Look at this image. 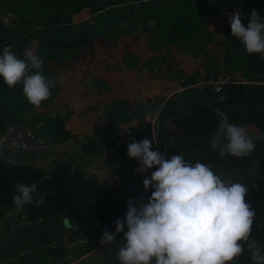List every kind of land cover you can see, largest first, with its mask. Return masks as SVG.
<instances>
[{
  "label": "trees",
  "instance_id": "16d2710c",
  "mask_svg": "<svg viewBox=\"0 0 264 264\" xmlns=\"http://www.w3.org/2000/svg\"><path fill=\"white\" fill-rule=\"evenodd\" d=\"M0 5H5L13 14L10 24L20 23L24 28L22 36L9 39L0 44V48L11 45L22 58L26 46L37 40L36 54L43 59V74L55 83L51 96L38 106L50 103L58 92V83L49 64L74 58L92 38L102 37L110 46H116L122 33L134 34L145 28L151 47L187 38L190 48L200 49L213 46L218 37L211 28L213 15L239 8L246 26L253 8L264 16V0H0ZM83 9L88 11V17L75 21L73 16ZM221 34L239 48L237 69L247 79H253L256 74L264 75V57L248 53L241 41L232 36L230 23L222 26ZM123 61L126 66L133 67L139 56L126 53ZM155 62L154 57L147 61L149 64ZM35 70L29 66V72ZM184 76L186 72L181 71L172 77ZM221 76L217 73L215 79ZM82 83L96 85L102 90L109 88L105 79L92 74L85 76ZM205 98L224 119L236 124H252L264 134V83L225 81L222 90L216 91L214 83L208 82ZM38 106L29 103L22 83L10 87L0 77V135L8 124L23 120L27 109ZM154 109L155 106L141 107L135 112L125 100H112L103 109L107 124L83 136L81 151L99 157L105 148L114 149L121 138L137 130V126L127 123L140 118L143 131L135 138L137 141L144 137L154 138L153 149L156 143L160 144L167 150L168 157L181 153L189 162L199 159L212 165L216 173L227 170L244 177L249 188L246 200L256 211L253 236L264 239V136L253 138L256 148L249 156L221 157L208 143L215 135L217 123L206 127L193 114L171 117V106L166 102L158 111L153 132L150 121L143 117ZM28 124L36 135L52 143L78 137L65 128L63 116L46 118L38 114L31 117ZM127 145L122 150L121 161L127 154ZM115 151L119 153L121 149ZM246 169L255 173H245ZM16 182L37 184L31 203L22 207L14 203ZM41 197L42 201L37 203ZM127 201L119 189L99 183L78 161L65 154L51 158L42 167L0 156V217L11 209H18L17 217L22 220L8 231L6 247L0 249V264H46L47 259H50L49 264H66L68 245H80V251L86 253L98 245L97 239L104 229L115 231L116 219L126 214ZM66 219L71 221L72 227L66 225ZM237 264H248V254L238 259Z\"/></svg>",
  "mask_w": 264,
  "mask_h": 264
},
{
  "label": "clouds",
  "instance_id": "9594fccd",
  "mask_svg": "<svg viewBox=\"0 0 264 264\" xmlns=\"http://www.w3.org/2000/svg\"><path fill=\"white\" fill-rule=\"evenodd\" d=\"M244 19L239 10L229 13L232 36L248 53L264 57V16L253 8L247 26ZM29 66L36 70L29 72ZM42 68V57L31 48L22 58L11 45L0 48V77L10 87L22 83L25 97L37 106L55 86ZM154 142L133 137L128 143L127 155L139 161L136 171L150 172L142 181L150 195L129 198L125 216L116 219L114 232L103 230L100 244L110 245L122 233L116 252L120 264H237L245 253L248 264H264V239L253 236L256 211L246 200L248 186L222 178L199 159L189 162L181 153L168 157L166 149H153ZM208 143L221 157H246L256 148L243 124L227 119ZM14 188L18 207L31 203L37 192L36 183L16 182Z\"/></svg>",
  "mask_w": 264,
  "mask_h": 264
},
{
  "label": "crops",
  "instance_id": "0c3cea01",
  "mask_svg": "<svg viewBox=\"0 0 264 264\" xmlns=\"http://www.w3.org/2000/svg\"><path fill=\"white\" fill-rule=\"evenodd\" d=\"M234 10L241 11L239 8H235L232 11L223 10L218 15L226 17ZM4 11L8 12L6 8L2 9V7H0V13ZM214 16L216 15H213L211 20ZM7 23V19L0 18V39L3 42L22 36V32L19 34L16 32L17 29L21 31V28L16 27L14 24L12 25ZM218 40H221V38L216 37V41L213 46L217 45ZM30 44H33L34 51L36 52L37 40L31 41ZM30 44L26 46V49L29 48ZM170 44L173 43L165 42L160 46L163 47ZM145 46L152 48V56L157 58L159 62H165L158 74L155 76L154 74L152 75L151 81H149L148 73L144 74V77H138L134 80L131 73H125L117 78L112 75L111 72L103 70L102 66L90 67L87 65L84 67V61H82L84 54L80 55V57L74 62L70 60L72 58H66L62 62L49 64V68L58 83V92L56 97L48 104L27 109L23 116V120L27 123L31 117L38 114H41L46 118L65 117V128L70 133L78 135V137L69 139L65 142L66 151L64 154L78 161L89 173L93 174L97 178L99 183H108L115 189H119L121 194L127 199H136L141 196L146 197L147 195H150V190L146 191L142 183L145 175H150V172L147 174L137 172L136 169L139 166L138 159L131 158L127 154L123 156V160L121 161L122 150L126 147L127 143L130 142L133 137L136 138L142 133V120L140 118H135L133 121L127 123L129 125L137 126V130L135 132H131V135L128 134L127 136L121 138L120 142L114 149L110 146L105 148L103 154L99 157L89 156L80 149V144L84 135L91 134L97 128L107 124V119L103 114V109L106 104L115 99H123L132 106L135 112H137L141 107L147 109L152 106L150 103L147 104V100L151 94L159 95L155 102L151 101L153 104H159V108L146 113L143 117V120L150 121L153 132L154 125L157 122L158 111L166 102H168L171 106V117L180 115L177 112L178 109L181 110V114L190 113L198 116L206 127L208 126L206 120L208 118L211 119L212 116H217V118L221 121L224 120V117L221 114L211 108L208 100L205 98V84L199 86H187L182 83L185 76L183 78L172 77L173 75H179L181 71H185L186 73L194 72L197 69V61L195 59H192L191 62L188 63L185 59L186 56H188V53L186 52L177 54L174 53V51H169L167 53L164 49L157 50L160 46L151 47L147 42V38ZM187 47L192 49L188 46V44ZM131 52L137 53L140 56L139 49H133ZM165 54H168L167 60L163 59ZM78 62L81 63L80 66L77 65ZM79 69H82L83 71L80 76L77 71ZM90 74L105 79L109 84V88L102 90L96 85H83L82 79ZM61 80H63V83H60ZM218 81H232V78L228 76H221L214 82ZM245 82L264 83V75L256 74L253 79L250 77L248 78V81L245 80ZM149 84H152L151 88L149 87ZM194 88L201 90L205 98L202 100L205 101L207 111L202 109L201 105L196 104L198 100L194 102L195 105L189 103V100H191L190 98L195 100L194 91H191ZM174 100H176L175 104ZM186 101H188L187 105ZM74 104H78L79 106L74 107ZM243 126L248 132L260 134V129L252 124H244ZM217 127H219V124H217L216 129ZM117 148L121 149L119 153L115 151ZM156 148H159L161 152L165 151V149H163V147L158 143H156ZM168 155L169 154L167 152V156ZM0 156L42 167L46 166L51 158H54L57 155L33 153L28 151L13 155L6 145L0 142ZM226 171L227 170H225V172L220 170L218 171V174H220L222 178L226 179V173H228V171ZM247 172L255 173V171L251 169H246L245 173ZM262 178L264 180V175ZM17 213L18 209H11L9 213L0 217V249H4L6 247V232L12 231L18 224L22 223V220L17 217ZM65 223L68 227H72V223L69 219H66ZM121 238L122 233L117 234L115 240L119 241ZM67 248L68 252L66 254V264H82V262L85 264H120L116 256L117 244L112 243L110 245H97L95 248L86 253L80 251V245H68ZM49 262L50 259H47L46 264H49Z\"/></svg>",
  "mask_w": 264,
  "mask_h": 264
},
{
  "label": "rangeland",
  "instance_id": "374dc122",
  "mask_svg": "<svg viewBox=\"0 0 264 264\" xmlns=\"http://www.w3.org/2000/svg\"><path fill=\"white\" fill-rule=\"evenodd\" d=\"M0 7H2V9L6 8L5 5H0ZM8 13L10 12L8 11ZM87 17L88 11L86 9H83L79 13L75 14L73 16V19L75 21H78ZM9 21L11 20H8V22ZM228 23L229 15H227L226 17L216 15L211 20V28L216 31V33L218 34V38H221V40H218L216 46L192 50L187 47V38H184L178 43H173L163 47L160 46L157 50L164 49L167 53L169 51H174V53L177 54L186 52L188 53V56H186L185 59L188 63H190L192 59H195L197 61V69L194 72L186 73V76L183 78L184 81L182 83L186 84L187 86H199L202 84H206L207 82L213 83L214 81H216L215 75L217 73H221V75L224 77L228 76L236 82H245V80L248 81L247 76L243 75L241 71L237 69V64L240 59L239 48L232 41L228 40L224 37V35L221 34L222 26ZM15 25L16 27L21 28V31L19 29L16 30L18 34L24 31V28H22V25L20 23H15ZM147 35L148 30L145 28L140 29L139 32H136L134 34L124 32L119 35L115 47L107 44V41L104 38L95 37L87 41L82 51L76 54L75 57L70 60L74 62L80 57V55L84 54V57L82 59V61H84V67L87 65H89L90 67L102 66L103 70L111 72L112 75L117 78H119L121 75H124L125 73H131L134 80L138 77H144V74L148 73L149 81H151L152 75H157L161 67L164 66L165 62H159L158 59L154 57V59H156L155 63H147L148 59H151L153 57L152 48L145 46ZM29 48L34 50L33 44H30ZM133 49H139L141 57L137 53H135L139 56V61L135 66L128 67L123 61V56L126 53H134L131 52V50ZM164 57L163 59L167 60L168 54H165ZM77 65L80 66L81 63L78 62ZM77 71L79 76L83 72L82 69H79ZM149 87L151 88L152 84H149ZM191 91H194L195 100L190 98L191 100H189V103L195 105L194 102L198 100L196 104L201 105L202 109L207 111L205 107V101H203L205 98L201 90H199L198 88H194ZM158 97L159 95L155 94H151V96L149 97L150 105L155 106L154 110H156V108H159L160 105L153 104L151 103V101L155 102ZM208 102L211 108L214 109L210 103V100H208ZM175 103L176 100H174V104ZM187 104L188 101H186V105ZM177 112L178 114H181V110L177 109ZM206 122L208 125L216 126V123L220 125L221 120L218 119L217 116H212V118L207 119ZM248 133L252 138H263L264 136L261 131L260 134L252 132ZM226 180H238L242 183L245 182L244 177L234 174L233 171L226 173Z\"/></svg>",
  "mask_w": 264,
  "mask_h": 264
},
{
  "label": "built area",
  "instance_id": "2783aa9c",
  "mask_svg": "<svg viewBox=\"0 0 264 264\" xmlns=\"http://www.w3.org/2000/svg\"><path fill=\"white\" fill-rule=\"evenodd\" d=\"M4 42L0 39V44ZM223 81L214 82L215 90H222ZM0 142L7 146L13 155L28 151L33 153H53L56 155H62L66 151V143H52L44 138L36 135L33 129L25 120H21L15 123L8 124L5 130L0 135ZM212 169V165L207 164ZM102 237V236H101ZM99 237L97 239L98 245L100 244ZM113 244H117L114 240ZM82 264H85L82 262Z\"/></svg>",
  "mask_w": 264,
  "mask_h": 264
},
{
  "label": "water",
  "instance_id": "95a60500",
  "mask_svg": "<svg viewBox=\"0 0 264 264\" xmlns=\"http://www.w3.org/2000/svg\"><path fill=\"white\" fill-rule=\"evenodd\" d=\"M12 17H13V14H12V13H8V12H6V11L0 13V18H2V19H7V20H9V19H11ZM7 24H10V21H9Z\"/></svg>",
  "mask_w": 264,
  "mask_h": 264
}]
</instances>
